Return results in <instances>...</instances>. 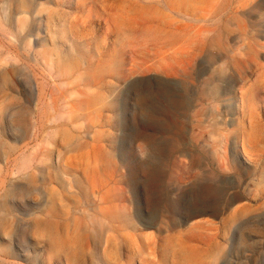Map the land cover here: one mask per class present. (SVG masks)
<instances>
[{
    "label": "rangeland",
    "instance_id": "1",
    "mask_svg": "<svg viewBox=\"0 0 264 264\" xmlns=\"http://www.w3.org/2000/svg\"><path fill=\"white\" fill-rule=\"evenodd\" d=\"M231 1L32 0L51 70L0 0V66L35 111L0 172V264H264V0ZM23 67L46 85L37 108Z\"/></svg>",
    "mask_w": 264,
    "mask_h": 264
},
{
    "label": "bare ground",
    "instance_id": "2",
    "mask_svg": "<svg viewBox=\"0 0 264 264\" xmlns=\"http://www.w3.org/2000/svg\"><path fill=\"white\" fill-rule=\"evenodd\" d=\"M229 1H231V0H229ZM252 2H254V0H238V5H241V3H242L244 6L247 7L248 4L249 3L252 4ZM15 3L17 5V13L15 15V18H13V22L17 23L18 28H16V29H19L18 33H19V35L22 37V39L25 42H29V44L31 46H33L35 49H37V51L34 53V55L32 53V60L37 62V63H39V57L40 58L43 57V59H44V61L46 63L45 65L46 66L48 65V67H50L51 70H55L56 66L54 64H52V63L51 64L48 63L49 61H48L47 52L49 51V49H48L49 46L47 44L46 38L43 36L44 35L43 33H45V31L42 29V26L45 25V23L47 22L48 25L46 27H47V30H48L49 34L54 32L53 27L50 25V24H52V18H49L48 21L43 20V18L40 15V9L41 8L34 9L32 0H15ZM222 3H223V1H222ZM222 3H220V4H222ZM220 4L217 7H220L221 6ZM251 4L249 6H251ZM232 5H233V2H232ZM224 6H226V5H224ZM39 7H42V6H39ZM228 8H229V6H228ZM226 12H228V11H226ZM215 13L216 12H214V14ZM234 19H235V17H234ZM212 20H213V18H212ZM28 21H31V25L28 24ZM232 21H233V19H232ZM11 35H13V33ZM12 39H14V41H19L16 38V36H13ZM240 49H241V47H240ZM240 49H238L239 52L241 51ZM235 55H237V54H235ZM69 56H70V54H68L67 58H69ZM252 59H253V61H255L254 58H252ZM14 62H16V61L13 60L10 56L6 57L3 61H1V63L5 64L6 66L10 65L11 68H12V71L15 72L19 67L16 64L17 62L15 63V65L13 64ZM234 65H235V63H234ZM1 66H0V71L2 72V76H1V79H0V126L3 124V118H2L3 112H5V111H7V112L10 111V113L13 112V114L11 116L12 117V121H13V125L16 128V132H18L20 134V137H19V139L14 141V144L11 147L10 146H6V145L3 146L2 144H0V172L4 169V165L6 163H8V160H10L9 159L10 156L12 154L16 153L19 150V148H20L19 144H24L25 142H27V140L31 139V137L33 136L34 131H35V117H34L35 116L34 115L35 111L34 112L32 111L33 112L32 113V112H30V110L28 111V110H25V109H20L18 107V105H17L18 104L17 95L13 96V95L10 94V92L15 90V88H16V80L14 78V75L12 74V72L10 70H6L5 66H2V68H1ZM236 67H234V68H236ZM82 68L83 67L81 65H77V64L74 65V66L66 65L64 67L66 72H70V71H74V70L80 71ZM216 68H217V66H216ZM20 70L23 71V73L22 72L21 73L25 77L24 78L25 79V83H26L25 86H27V90H28L27 92L29 94V97L32 99L33 103L35 104V107L37 108V103H36L37 100L43 99L45 97V95L47 94V88L45 87L46 85L45 86H40L37 82H35L33 80L32 76H31L30 72L28 71L29 69L23 67ZM225 72L226 71H225V69L223 67H219L217 69V73L220 76L224 75ZM244 95H245V97H243V105H244L243 108L245 109L246 108V104H247V95H246V93ZM31 105H33V104H31ZM39 144H42V143H39ZM34 161H36V160H34ZM28 162H29V159L25 158V164L24 165H26ZM63 179L68 184L71 181L70 179H68V177H63ZM11 210H12V207L9 205V203L5 199H0V213L10 216ZM14 218H15V216H14ZM3 220L0 221V251L9 254L12 251V245L5 243L4 239H6L8 237H11L13 235V231H14V228H15V221L12 218V216L10 218L8 217V219H6L4 221ZM156 253H157L156 251H151V252L147 253V255L149 257H151V258L152 257L156 258ZM171 254H173V252H169V255H171ZM161 255L165 256L167 258L168 253L167 252H163V253L161 252ZM181 256H182V254H181ZM188 256H190V255L188 254ZM154 263L156 264V262H154Z\"/></svg>",
    "mask_w": 264,
    "mask_h": 264
}]
</instances>
